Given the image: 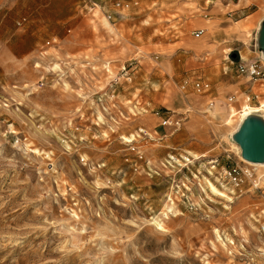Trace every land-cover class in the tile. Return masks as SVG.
Segmentation results:
<instances>
[{
  "label": "rangeland",
  "instance_id": "rangeland-1",
  "mask_svg": "<svg viewBox=\"0 0 264 264\" xmlns=\"http://www.w3.org/2000/svg\"><path fill=\"white\" fill-rule=\"evenodd\" d=\"M92 1L0 0V264H264V166L219 184L264 0Z\"/></svg>",
  "mask_w": 264,
  "mask_h": 264
},
{
  "label": "built area",
  "instance_id": "built-area-1",
  "mask_svg": "<svg viewBox=\"0 0 264 264\" xmlns=\"http://www.w3.org/2000/svg\"><path fill=\"white\" fill-rule=\"evenodd\" d=\"M90 4L88 8L90 11H94L98 4L95 1L89 0ZM120 6V3L117 4ZM108 19L111 18L110 15L107 16ZM204 33V30L198 29L193 32L194 38H200ZM238 72L241 75H245L250 78L252 81H260L264 80V59L259 61H251L248 63L241 62L238 64ZM210 86L209 83H196L197 90L201 91L204 89H208ZM254 97L258 98V94ZM164 124H171L169 121L164 120ZM240 154V152H239ZM171 161L178 160L175 156H169ZM241 159V157H240ZM168 160V159H167ZM166 160V161H167ZM242 160V159H241ZM241 163H236L233 166H228L224 168L219 177V184L223 190L227 191V193L232 197V195L237 196L240 195L243 191H245V187L249 185L254 189H258L260 186L259 179L261 177H257V168L245 163L243 160ZM218 160L214 161V164H217ZM261 188V187H260ZM171 199V198H170ZM260 231L264 233V222L260 226Z\"/></svg>",
  "mask_w": 264,
  "mask_h": 264
},
{
  "label": "water",
  "instance_id": "water-1",
  "mask_svg": "<svg viewBox=\"0 0 264 264\" xmlns=\"http://www.w3.org/2000/svg\"><path fill=\"white\" fill-rule=\"evenodd\" d=\"M256 45L264 59V20L258 29ZM232 57L237 58V54L234 53ZM230 139L240 147L242 159L252 163L264 162V117L256 114L248 116L230 135Z\"/></svg>",
  "mask_w": 264,
  "mask_h": 264
},
{
  "label": "bare ground",
  "instance_id": "bare-ground-1",
  "mask_svg": "<svg viewBox=\"0 0 264 264\" xmlns=\"http://www.w3.org/2000/svg\"><path fill=\"white\" fill-rule=\"evenodd\" d=\"M262 21V20H261ZM261 21H259V23H258V29H259V27H260V23H261ZM260 55L262 56V53H261V51H260ZM264 109H262L261 107H245V108H243V110L240 112V115H239V121L237 122V124L235 125V127H234V132H232L230 135H232L233 133H235V131H237V129L239 128V126L241 125V123L244 121V119H246L248 116H250V115H260V116H262V117H264V113L262 112ZM232 111V110H231ZM232 112H234V111H232ZM230 118V117H229ZM229 123V122H228ZM233 144H235L236 145V147H237V150L241 153V150H240V147L236 144V143H234V142H232ZM240 157H241V155H240ZM242 159V158H241ZM244 162H246V163H248V164H250V165H253V166H264V162L263 163H252V162H248V161H246V160H244V159H242Z\"/></svg>",
  "mask_w": 264,
  "mask_h": 264
},
{
  "label": "crops",
  "instance_id": "crops-1",
  "mask_svg": "<svg viewBox=\"0 0 264 264\" xmlns=\"http://www.w3.org/2000/svg\"><path fill=\"white\" fill-rule=\"evenodd\" d=\"M261 106H262V104H261ZM232 132H234V131H232ZM232 132H231V133H232ZM231 133H230V134H231Z\"/></svg>",
  "mask_w": 264,
  "mask_h": 264
}]
</instances>
